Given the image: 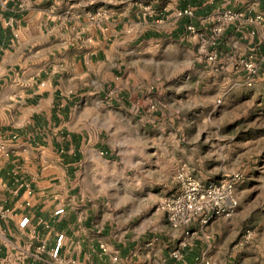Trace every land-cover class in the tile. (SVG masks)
<instances>
[{
	"label": "crops",
	"instance_id": "1",
	"mask_svg": "<svg viewBox=\"0 0 264 264\" xmlns=\"http://www.w3.org/2000/svg\"><path fill=\"white\" fill-rule=\"evenodd\" d=\"M0 2V264H220L226 253L215 251L219 218L174 228L154 209L178 194L187 149L149 137L162 119L131 101L140 94L130 89L127 61L144 74L161 47L169 56L178 47L182 57L168 59L164 80L171 96L186 93L201 82L195 69L193 76L176 71L189 62L200 67L185 57L199 46L187 25L210 36L227 11L241 18L218 41L221 63L253 49L264 60V26L254 20L264 0H29L25 8L20 0ZM147 6L154 15H144ZM187 7L195 17L179 18ZM206 177L204 183L221 178ZM125 194L141 196L134 211L153 210L159 226L113 229L101 209L110 207L109 196ZM61 207L65 215L55 218ZM25 216L31 224L21 228ZM59 234L65 240L55 261L50 250ZM184 240L189 251L177 262L171 253Z\"/></svg>",
	"mask_w": 264,
	"mask_h": 264
},
{
	"label": "rangeland",
	"instance_id": "2",
	"mask_svg": "<svg viewBox=\"0 0 264 264\" xmlns=\"http://www.w3.org/2000/svg\"><path fill=\"white\" fill-rule=\"evenodd\" d=\"M252 52L260 55L253 49L243 56L230 54L223 63L220 60L215 65L198 62L200 67H195L189 62L181 70L177 68V73L189 76L194 75L195 69L201 82L188 84L194 86L186 93L181 91L173 96L167 91L164 78L168 59L182 57L183 52L180 53L178 47L170 56L161 47L155 57L158 62L146 66L144 74L129 59L127 61L134 78L130 89L140 94L131 101L144 108L147 115L162 119L150 133H153L149 136L151 139L164 141L165 147H186L187 168L192 174H204L203 181H209L206 176L212 173L215 179L235 173L243 176L236 191L237 210L232 216L219 217L215 222V251L226 253L218 259L220 264H264V64L258 57L256 65L261 79L248 86L245 63ZM185 54L187 59L198 61V53ZM209 106L214 111L206 112ZM200 130L204 131L203 136ZM174 140H179V144ZM112 141L118 142L119 137ZM140 197L109 196L110 207H102L101 216L112 221L113 229L159 226V216L153 210L134 211ZM119 198H122L120 206ZM161 204L155 211L163 212L159 209ZM204 240L210 239L204 237Z\"/></svg>",
	"mask_w": 264,
	"mask_h": 264
},
{
	"label": "built area",
	"instance_id": "3",
	"mask_svg": "<svg viewBox=\"0 0 264 264\" xmlns=\"http://www.w3.org/2000/svg\"><path fill=\"white\" fill-rule=\"evenodd\" d=\"M28 1L29 0H20V6L22 8L27 7ZM3 4L4 2H0V8ZM154 14L155 10L151 6L145 8V16H152ZM178 17L194 18L195 12L193 8L187 7L178 11ZM240 18L241 14L233 13L232 11L220 14L216 19L210 36L200 31L193 23L187 25L188 32L199 39L197 52L199 62L215 65L219 61L218 40L220 35L231 23ZM254 20L264 26V13L258 14ZM258 57L260 56L257 55V52H252L246 60L245 69L247 71L246 82L248 86H252L259 77L260 71L256 65L260 60ZM177 180L180 183L178 194L164 200L159 207L160 210L167 214L169 223L174 228L190 226L196 221L199 222L201 227H206L213 219L232 216L239 206L236 191L237 186L243 180V176L239 173L223 176L215 182L204 183L200 179L194 177L186 166H183L177 174ZM28 193L30 195L33 193L30 187H28ZM6 212L9 211L7 210L5 213ZM65 213V207H61L55 211L54 217L60 218L64 216ZM80 217L83 219L85 213L81 214ZM38 223L46 224V226L49 227L48 222L44 219H39ZM30 224L31 219L28 216L23 217L20 222L21 228H27ZM186 234L190 236L195 234V232L188 230ZM247 235L250 236L251 232L248 231ZM64 240L65 235L59 234L54 248L50 250V255L55 261L61 260ZM187 247L188 242L186 240L181 241L178 247L172 251L171 257L177 262L183 261ZM40 249L46 251V244L43 243ZM100 249L103 253H107L108 251L105 244H101ZM114 260L118 261V257L115 256ZM72 263L77 264L76 261H72ZM206 264L211 263L206 262Z\"/></svg>",
	"mask_w": 264,
	"mask_h": 264
}]
</instances>
